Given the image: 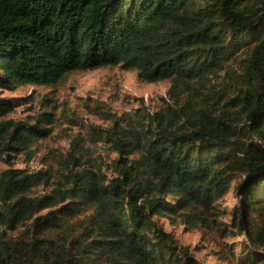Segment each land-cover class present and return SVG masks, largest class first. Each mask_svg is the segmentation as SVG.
<instances>
[{"label": "trees", "instance_id": "obj_1", "mask_svg": "<svg viewBox=\"0 0 264 264\" xmlns=\"http://www.w3.org/2000/svg\"><path fill=\"white\" fill-rule=\"evenodd\" d=\"M107 65L169 80L163 104L97 102L110 123H83L55 168L1 169L0 264H200L152 215L227 234L232 183L237 264H264V0H0V88ZM14 105L0 95L7 163L33 158L55 121L7 116ZM86 141L115 155L98 161Z\"/></svg>", "mask_w": 264, "mask_h": 264}, {"label": "rangeland", "instance_id": "obj_2", "mask_svg": "<svg viewBox=\"0 0 264 264\" xmlns=\"http://www.w3.org/2000/svg\"><path fill=\"white\" fill-rule=\"evenodd\" d=\"M168 86L167 79L146 82L137 78L134 69L107 65L73 70L50 86L24 84L12 90L0 88V95L10 97L15 103L7 113L9 117L32 118L41 110L55 114L52 132L39 139L33 158L26 160L23 155H17L10 163L0 161V170L8 166L26 167L29 170L55 168L54 153H64L69 148L70 139L78 132L83 133V123L92 122L101 126L110 123L94 112L97 102H104L118 114L138 106L142 100L150 110H156L163 104ZM85 145L90 146L91 157L98 161L108 163L115 155L101 142L93 145L86 141ZM233 185L219 199V210L225 211L221 218L227 224V234L190 229L180 222L171 223L167 217L158 214L152 215V218L172 234L177 245L188 246L200 264H237L236 255L241 253L247 239L234 225L235 209L242 207V201ZM50 187L52 185H40L36 191L43 192Z\"/></svg>", "mask_w": 264, "mask_h": 264}]
</instances>
